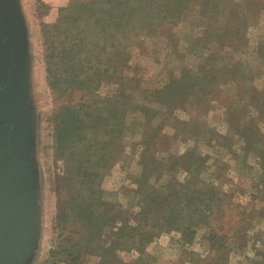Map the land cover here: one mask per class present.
I'll use <instances>...</instances> for the list:
<instances>
[{
	"label": "rangeland",
	"instance_id": "374dc122",
	"mask_svg": "<svg viewBox=\"0 0 264 264\" xmlns=\"http://www.w3.org/2000/svg\"><path fill=\"white\" fill-rule=\"evenodd\" d=\"M72 1L75 0H0V103H5L8 118L19 126L17 147L8 162L6 180L15 195L20 235L8 264H53L54 261L67 264L54 259L52 252L66 238L58 223L59 201L65 195L58 190L56 177L64 174L65 163L56 160L55 112L69 100H58L49 85L43 27L56 24L62 8ZM140 1L145 8L151 6L150 0ZM190 1L180 20L168 15L162 21H155L156 35H149V29L141 27L136 30L138 34L126 39L131 58L129 67L122 69L121 74L135 80L134 88L154 91L173 79L178 82L185 74V79L193 84L186 85L182 91L192 89L199 96L197 103L199 100L207 103L200 104L201 114L197 115L199 104L195 105L196 98L191 97L185 107H177L173 112L171 124L161 131L153 149L156 160L150 166L160 171L158 174L153 171L151 176L158 179L151 177L148 183L152 187L155 184L157 190L165 189L169 176H174L183 184L195 168L187 162L202 159L204 172L200 176L223 194V219H215L216 211L209 221L216 232L230 238L226 249L229 256L219 264H264V151L256 147L260 140L264 147V0H234L231 6L229 1L226 3L236 13L230 21L229 35L228 28L222 29V36L231 44L226 43L222 50L214 49L217 43H207L205 37L210 30L217 33L219 22H211L202 5ZM248 6L251 14L245 11ZM165 23L176 25L163 28ZM8 28L15 32V37ZM163 29L174 34L175 45L168 41ZM213 49L221 54L219 58L209 57L213 59L212 70L225 68V71L220 73L222 79L218 85L203 95L205 87L196 83L202 82L200 69L206 58L212 56ZM173 75L178 77L171 79ZM131 86L123 89L131 93ZM120 88L118 84L103 83L101 92L114 95ZM136 93L140 95V91ZM147 106L165 110L159 103ZM127 124L130 129L122 158L101 183L104 202L110 204L113 200L124 210L138 202L134 192L138 189L137 177L144 169L143 158L151 163L143 143L142 125L135 122L132 114ZM154 165L159 168L155 169ZM77 192L83 204L89 191L78 182ZM138 210L136 207L131 214ZM209 231L207 226L198 227L194 241L188 244L182 239V232L166 230L154 238L147 251L155 257L156 264H212V259L219 258L205 242ZM105 233L100 241L108 248L110 242L105 241H110V234ZM68 243L71 241L65 242ZM185 251L188 257L182 256ZM99 254H89L84 264H97ZM120 256L132 262L139 253L135 249L121 251Z\"/></svg>",
	"mask_w": 264,
	"mask_h": 264
},
{
	"label": "trees",
	"instance_id": "16d2710c",
	"mask_svg": "<svg viewBox=\"0 0 264 264\" xmlns=\"http://www.w3.org/2000/svg\"><path fill=\"white\" fill-rule=\"evenodd\" d=\"M85 1H72L62 8L56 24H44L43 27L49 85L58 100H69L68 104H63L55 112L57 119L54 118L56 160H64L65 163L64 174L56 177L58 190L65 195L59 201L58 223L65 231L66 238L58 250L52 252V257L67 264H84L89 254H99L101 251L97 264H156L155 257L148 253L147 247L161 232H182V239L190 244L195 239L198 227L207 226L210 231L205 235V242L219 258L218 261L212 259L213 263L219 264L229 256L226 249L227 239L230 238L227 234L216 232L209 221L215 217L216 211L218 216L215 219H223V194L200 176L204 172L202 159L187 162L195 165V168L183 184L174 176H169L165 189L157 190L155 184L152 187L148 183L151 177L152 180L158 179L151 176L153 171L154 174L160 171L159 166L154 165L158 170L150 166L156 160L152 155L153 149L161 138V131L171 124L173 112L177 107H185L186 101L193 97L196 98L193 99L195 105L199 104V115L201 105H206V101L199 100L197 103L199 96L192 89L182 91L193 84L185 79V74L179 77L178 82L173 79L165 87L149 92L140 90L138 86L134 88L135 80L128 76L123 78L121 74L122 69L129 67L131 58L128 50L130 44L126 39L138 34L136 30L141 27L149 29V35H156L158 26L154 24L155 21H162L168 15L176 16V21L180 20L191 1L150 0L151 6L146 8L140 0ZM192 1L202 5L211 22H219L217 33L213 34L214 30H210L205 37L207 43H217L214 49L222 50L226 43L229 44L227 38L222 36V29L228 28L229 35L230 21L236 13L233 8L228 9L226 3L229 1L231 6L234 0ZM118 6L123 9H118ZM245 11L252 13L249 6ZM145 12L149 15L147 19ZM154 15H158L157 18L151 19ZM236 22L239 24V19ZM175 23H165L162 27L175 26ZM163 30L168 41L175 45L174 34ZM238 40L243 41V38ZM220 54L214 50L200 69L203 80L196 84L205 87L203 95H208L222 79L220 73L225 68L212 70L213 59H209L219 58ZM173 77L178 76L173 75L171 79ZM103 83L118 84L121 88L114 95L103 94ZM126 85H132L131 93L123 89ZM136 91H140V95ZM139 101L162 104L165 110L150 108L147 104L138 105L136 102ZM130 114L144 129L143 143L151 163H146L147 160L143 158L144 169L137 177L138 189L134 192L138 202L133 208L124 210L113 200H110V204L104 202L105 191L101 189V183L122 158L126 133L130 129L127 124ZM261 141L256 144L260 152L264 151ZM78 182L89 191L83 204L77 192ZM136 207L139 212L135 211L132 215ZM105 232L110 234V241H105L110 242L108 248L100 241ZM67 241L71 243L65 244ZM134 249L139 253L136 260L126 262L120 256L121 251ZM186 252L182 254L183 257L189 256Z\"/></svg>",
	"mask_w": 264,
	"mask_h": 264
},
{
	"label": "water",
	"instance_id": "95a60500",
	"mask_svg": "<svg viewBox=\"0 0 264 264\" xmlns=\"http://www.w3.org/2000/svg\"><path fill=\"white\" fill-rule=\"evenodd\" d=\"M8 31L15 37L11 28ZM18 128V123L8 118L5 103H0V264H8L20 235L15 195L6 180L8 162L17 147Z\"/></svg>",
	"mask_w": 264,
	"mask_h": 264
}]
</instances>
